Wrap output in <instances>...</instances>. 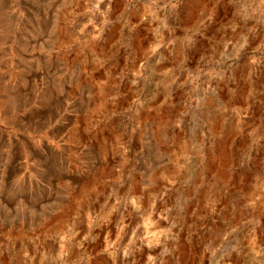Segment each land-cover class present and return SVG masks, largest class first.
<instances>
[{"label":"rangeland","instance_id":"1","mask_svg":"<svg viewBox=\"0 0 264 264\" xmlns=\"http://www.w3.org/2000/svg\"><path fill=\"white\" fill-rule=\"evenodd\" d=\"M0 264H264V0H0Z\"/></svg>","mask_w":264,"mask_h":264}]
</instances>
